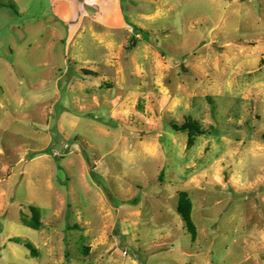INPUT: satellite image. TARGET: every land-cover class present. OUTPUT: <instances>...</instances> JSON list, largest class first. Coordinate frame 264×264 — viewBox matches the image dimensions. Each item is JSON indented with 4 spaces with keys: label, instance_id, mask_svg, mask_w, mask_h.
<instances>
[{
    "label": "rangeland",
    "instance_id": "1",
    "mask_svg": "<svg viewBox=\"0 0 264 264\" xmlns=\"http://www.w3.org/2000/svg\"><path fill=\"white\" fill-rule=\"evenodd\" d=\"M0 264H264V0H0Z\"/></svg>",
    "mask_w": 264,
    "mask_h": 264
},
{
    "label": "trees",
    "instance_id": "2",
    "mask_svg": "<svg viewBox=\"0 0 264 264\" xmlns=\"http://www.w3.org/2000/svg\"><path fill=\"white\" fill-rule=\"evenodd\" d=\"M133 30L135 32L142 31L139 29L138 23L136 22H135V25H133ZM136 42L137 40L135 36L133 35L130 38L129 48L135 47ZM83 73L86 75L96 76V73L90 70H83ZM169 126L174 131H177V132L180 131V132L187 133L188 135L187 145L189 147L193 145L196 136L210 134L209 130L202 127V125L198 121L194 120L191 117H188L186 121H184L182 124H178L176 122H170ZM26 208L29 210L30 217L29 218L23 217L21 220L22 224L33 230H38L42 224L40 221L41 219L40 210L31 205H28ZM175 209H176L177 214L180 216L181 220L183 221L186 231L190 234L191 240L195 241L197 237V228L192 219L193 204L186 191L182 190L178 192V199H177V204H176ZM11 241L17 244H22L24 248L31 253V255L36 252L30 243L23 242L19 238L12 239ZM84 253L86 254V249H84Z\"/></svg>",
    "mask_w": 264,
    "mask_h": 264
}]
</instances>
